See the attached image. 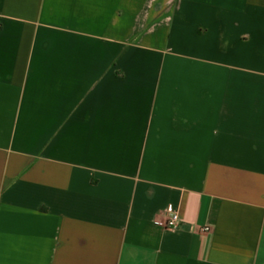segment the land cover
Segmentation results:
<instances>
[{
	"label": "crops",
	"instance_id": "0c3cea01",
	"mask_svg": "<svg viewBox=\"0 0 264 264\" xmlns=\"http://www.w3.org/2000/svg\"><path fill=\"white\" fill-rule=\"evenodd\" d=\"M0 264H264V0H0Z\"/></svg>",
	"mask_w": 264,
	"mask_h": 264
},
{
	"label": "built area",
	"instance_id": "2783aa9c",
	"mask_svg": "<svg viewBox=\"0 0 264 264\" xmlns=\"http://www.w3.org/2000/svg\"><path fill=\"white\" fill-rule=\"evenodd\" d=\"M167 213L169 214L168 220L165 223L157 222V224L168 228V229H177L181 224V217L178 213L174 212L172 207L167 208ZM211 227L202 228V231H209Z\"/></svg>",
	"mask_w": 264,
	"mask_h": 264
}]
</instances>
